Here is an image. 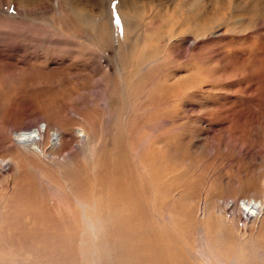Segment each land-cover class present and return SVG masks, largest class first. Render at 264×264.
<instances>
[{"label": "rangeland", "instance_id": "374dc122", "mask_svg": "<svg viewBox=\"0 0 264 264\" xmlns=\"http://www.w3.org/2000/svg\"><path fill=\"white\" fill-rule=\"evenodd\" d=\"M1 164L0 251L264 264V0H0Z\"/></svg>", "mask_w": 264, "mask_h": 264}, {"label": "bare ground", "instance_id": "6f19581e", "mask_svg": "<svg viewBox=\"0 0 264 264\" xmlns=\"http://www.w3.org/2000/svg\"><path fill=\"white\" fill-rule=\"evenodd\" d=\"M59 135L60 134L57 133V131L51 132V130L46 125L44 129H41L40 127H36L33 130H29V131L26 130V131H20V132L15 133V137L17 141L22 142L21 145L30 148L34 153L41 155V156H45L47 153H51L59 149L58 146H61V141H62L61 135L60 136ZM1 167H2V164L0 165V168ZM256 202L257 201H254V205H256ZM258 204H259L258 209L254 205L249 204V202L247 203L245 201V203L243 204V207L245 209L250 208V210H255L254 214H252L253 217L250 219V222H253L252 219L260 218L262 215H264V203H262V201H259ZM245 209H243V211ZM247 217L249 218V215H247ZM7 250H8L7 252H4L3 250L0 251V261L2 258L8 257L9 262L17 261V262H22V263L26 262V263L43 264V263H40L39 261L35 262L32 258H30L33 255L29 252V250H24V249L19 250L18 248L17 250H15L14 247H9ZM120 257L122 259V264H126L125 263L126 254L123 253V255ZM212 257L213 258L219 257L220 259V255L217 251L213 253ZM82 259L83 258L81 257L80 262ZM52 262L53 261L51 259L46 264H52ZM79 264H96V262L94 260H89V261H84L83 263H79ZM230 264H237L236 258H231Z\"/></svg>", "mask_w": 264, "mask_h": 264}, {"label": "snow or ice", "instance_id": "6c2138e0", "mask_svg": "<svg viewBox=\"0 0 264 264\" xmlns=\"http://www.w3.org/2000/svg\"><path fill=\"white\" fill-rule=\"evenodd\" d=\"M117 23H119V21H117Z\"/></svg>", "mask_w": 264, "mask_h": 264}]
</instances>
